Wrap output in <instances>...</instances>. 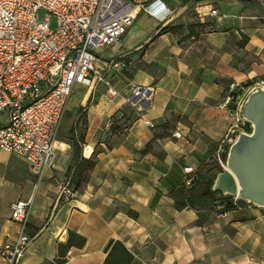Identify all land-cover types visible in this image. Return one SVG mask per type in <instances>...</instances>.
<instances>
[{"label":"crops","instance_id":"1","mask_svg":"<svg viewBox=\"0 0 264 264\" xmlns=\"http://www.w3.org/2000/svg\"><path fill=\"white\" fill-rule=\"evenodd\" d=\"M158 1L167 18L141 10L114 46L128 53L148 44L142 66L106 73L117 95L78 85L82 97L69 98L68 116L85 111L83 156L97 159L75 199L58 200L74 155L66 139L40 181L0 150V249L20 231L11 204L34 195L31 242L18 264H264L261 209L177 208L192 194L183 169L210 182L239 128L236 112L223 107L230 86L264 76V0ZM167 25L175 32L158 35ZM123 123V133L111 131ZM212 162L215 170H204ZM0 264H9L1 253Z\"/></svg>","mask_w":264,"mask_h":264},{"label":"built area","instance_id":"2","mask_svg":"<svg viewBox=\"0 0 264 264\" xmlns=\"http://www.w3.org/2000/svg\"><path fill=\"white\" fill-rule=\"evenodd\" d=\"M157 3L158 0H0V118L5 117L0 122V150L26 162L40 181L54 165L57 133L73 87L94 88L104 83L110 87L111 96L117 95L105 73L108 62L100 60V53L122 41L141 10L163 16L166 8L162 4L154 8ZM216 14L211 10V15ZM52 18L56 19L54 28ZM123 65L116 63L115 67ZM255 88L264 89V76L248 87L230 86L223 107L236 105L238 126L246 124L239 117L244 100L240 102V96ZM174 136L181 137L179 133ZM183 174L184 186L190 189L197 179L196 171L185 167ZM76 194L67 183L61 187L58 200L69 203ZM33 199L31 195L10 206L11 219L20 225V231L1 246L0 253L9 264H18L31 242L26 230Z\"/></svg>","mask_w":264,"mask_h":264},{"label":"water","instance_id":"3","mask_svg":"<svg viewBox=\"0 0 264 264\" xmlns=\"http://www.w3.org/2000/svg\"><path fill=\"white\" fill-rule=\"evenodd\" d=\"M239 117L250 125L251 133L233 132L222 171L212 177L210 190L217 198L264 207V89L255 88L245 96Z\"/></svg>","mask_w":264,"mask_h":264},{"label":"trees","instance_id":"4","mask_svg":"<svg viewBox=\"0 0 264 264\" xmlns=\"http://www.w3.org/2000/svg\"><path fill=\"white\" fill-rule=\"evenodd\" d=\"M176 28L177 27H173L169 25L160 27L158 35L175 32ZM256 79H253V80H250L244 83L245 87L250 86ZM231 107H232L231 109L233 110L237 109L236 105H231ZM128 126H129L128 123H123L122 125H119V126H116L115 124H113L111 126V131L113 133L118 132V131L123 133L124 130L128 128ZM241 127L246 132L248 133L251 132V127L249 124L241 125ZM75 139L76 138H74L70 142L74 149V155H73V162L68 168L67 176H69V183L73 184L74 190L78 192L82 189L84 184L87 182L90 171H92L97 165V159H96V154L90 158H85L83 156V145L85 144V131H84L83 137L79 141ZM219 171H222V169L220 168ZM210 186H211V180L210 182L205 184L202 181L198 180L197 178L193 186L190 188L192 190L191 192L192 194L189 196L187 203L177 204V208L181 209L185 207L186 205H189L192 208H196V205H202V206L207 205L208 207H211L216 202H218V205L220 206L218 209V212L226 213L230 211H235L238 209V207H243L247 205L246 203L240 200L235 203L233 200H231V198L221 199V198L215 197L213 192H211L210 190ZM55 263L60 264L62 263V261L55 262Z\"/></svg>","mask_w":264,"mask_h":264},{"label":"rangeland","instance_id":"5","mask_svg":"<svg viewBox=\"0 0 264 264\" xmlns=\"http://www.w3.org/2000/svg\"><path fill=\"white\" fill-rule=\"evenodd\" d=\"M44 14L41 13L40 14V18H43ZM51 25L54 28L56 26V19L52 18L51 21ZM164 27V26H161ZM148 48V44L144 45L143 47H141L139 50H132L130 52H119V50H115L114 47L111 48H107L106 50L102 51L100 53V60L101 61H105L108 62V66L106 68V72L105 73H110V74H115V73H124L127 72L129 73L130 70L133 68L131 62L133 63L134 61L137 63L138 61H142L144 57H145V52ZM116 63H124L123 66H119V67H115ZM145 63V62H144ZM138 66H142L143 63H137ZM103 85H105L104 83H101ZM99 85V84H98ZM107 87V85H105ZM242 87H245V84H242ZM95 88V87H94ZM242 92V91H241ZM83 95V89L82 87L74 86L71 96L72 98H80ZM245 99V96H243L241 94L240 96V102ZM85 111L83 110V108L80 109L79 113L76 114V116L72 117L71 115H67L66 116L58 130L57 133V140H64L66 139L67 142H71L74 138H76L75 140L79 141L83 135H84V129L86 127V119H85ZM238 131H243L246 132L245 130H243V128L241 127V125L239 126L238 129H236ZM248 133V132H247ZM251 133V132H250ZM233 137V134H232ZM216 162V161H215ZM215 162L209 163L207 165L204 166V170H207V172H211L212 170H215L214 167L217 166ZM71 187L74 188L73 184H70ZM198 207H208L206 206H202V205H196ZM246 206H251V207H255L257 209H261L262 211H264V207L262 206H257V205H253V204H247ZM220 206L218 205V202H216L214 205L211 206V208L213 209H218Z\"/></svg>","mask_w":264,"mask_h":264},{"label":"bare ground","instance_id":"6","mask_svg":"<svg viewBox=\"0 0 264 264\" xmlns=\"http://www.w3.org/2000/svg\"><path fill=\"white\" fill-rule=\"evenodd\" d=\"M131 101H132V99H131Z\"/></svg>","mask_w":264,"mask_h":264}]
</instances>
